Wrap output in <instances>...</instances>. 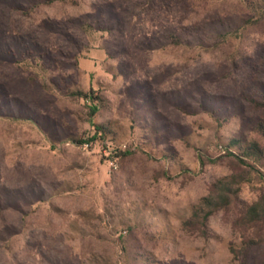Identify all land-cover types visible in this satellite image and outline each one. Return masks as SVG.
<instances>
[{
    "label": "rangeland",
    "instance_id": "rangeland-1",
    "mask_svg": "<svg viewBox=\"0 0 264 264\" xmlns=\"http://www.w3.org/2000/svg\"><path fill=\"white\" fill-rule=\"evenodd\" d=\"M249 1L0 0V264H264ZM231 176L232 206L194 218Z\"/></svg>",
    "mask_w": 264,
    "mask_h": 264
},
{
    "label": "trees",
    "instance_id": "trees-1",
    "mask_svg": "<svg viewBox=\"0 0 264 264\" xmlns=\"http://www.w3.org/2000/svg\"><path fill=\"white\" fill-rule=\"evenodd\" d=\"M249 2L255 8L264 9V0H250ZM259 128L260 132L264 135V126L259 125ZM235 142L236 144L240 143L239 141ZM239 149H242L240 145ZM241 151L244 153V157L258 154L264 155V148L256 142L244 145ZM238 156L240 162L245 164V161L241 159V155ZM242 183L243 178L235 176L215 183L209 193L200 200L199 205L194 211V218L205 223L215 213L230 208L241 192ZM244 219L251 224L264 221V196L247 209Z\"/></svg>",
    "mask_w": 264,
    "mask_h": 264
}]
</instances>
